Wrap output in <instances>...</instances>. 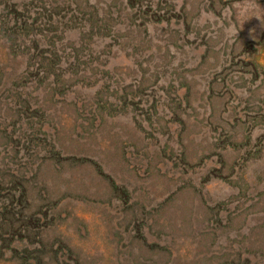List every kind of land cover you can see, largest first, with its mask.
I'll use <instances>...</instances> for the list:
<instances>
[{
  "label": "rangeland",
  "instance_id": "rangeland-1",
  "mask_svg": "<svg viewBox=\"0 0 264 264\" xmlns=\"http://www.w3.org/2000/svg\"><path fill=\"white\" fill-rule=\"evenodd\" d=\"M263 43L264 0H0V264H264Z\"/></svg>",
  "mask_w": 264,
  "mask_h": 264
},
{
  "label": "crops",
  "instance_id": "crops-1",
  "mask_svg": "<svg viewBox=\"0 0 264 264\" xmlns=\"http://www.w3.org/2000/svg\"><path fill=\"white\" fill-rule=\"evenodd\" d=\"M256 60L264 65V43L261 45L260 49L257 51Z\"/></svg>",
  "mask_w": 264,
  "mask_h": 264
},
{
  "label": "trees",
  "instance_id": "trees-1",
  "mask_svg": "<svg viewBox=\"0 0 264 264\" xmlns=\"http://www.w3.org/2000/svg\"><path fill=\"white\" fill-rule=\"evenodd\" d=\"M45 67H47V66H45ZM47 68H48V67H47ZM53 72H55V70H53V67H50V68H48V69L46 70L47 76H48V74H52Z\"/></svg>",
  "mask_w": 264,
  "mask_h": 264
}]
</instances>
